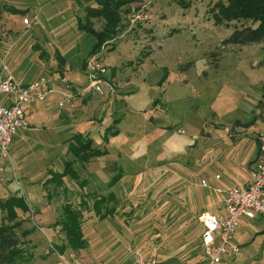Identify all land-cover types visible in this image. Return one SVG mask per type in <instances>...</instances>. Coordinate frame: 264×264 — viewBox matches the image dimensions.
Listing matches in <instances>:
<instances>
[{
	"label": "rangeland",
	"instance_id": "374dc122",
	"mask_svg": "<svg viewBox=\"0 0 264 264\" xmlns=\"http://www.w3.org/2000/svg\"><path fill=\"white\" fill-rule=\"evenodd\" d=\"M219 2L226 0L127 5L118 33L94 54L107 67L98 92L85 89L82 67L96 39L77 27L95 0H0V62L21 83L58 77L49 104L29 116L32 132H18L13 154L0 155V198L29 205L5 217L0 208V224L19 226L17 264H136L166 255L205 264L199 216L250 179L264 135V42L224 44L253 22H216ZM76 133L84 135L73 142ZM90 136L106 153L76 162L69 146L79 150ZM74 216L86 243L79 250L66 231ZM234 241L241 250L229 264H264L261 218L242 220Z\"/></svg>",
	"mask_w": 264,
	"mask_h": 264
},
{
	"label": "built area",
	"instance_id": "2783aa9c",
	"mask_svg": "<svg viewBox=\"0 0 264 264\" xmlns=\"http://www.w3.org/2000/svg\"><path fill=\"white\" fill-rule=\"evenodd\" d=\"M25 23H29L24 18ZM86 72L89 83L87 90L103 92L102 82L107 72L98 56L92 55L86 61ZM52 78L41 76L33 82H19L7 65L0 62V155L9 157V147L16 134L22 128L30 126L26 106L45 101L56 92ZM67 90L75 89L72 83L65 81ZM61 94L68 101L74 95L67 91ZM3 98V100H2ZM63 104V103H61ZM261 151L250 169V179L245 185H234L224 191L225 200L220 213H204L200 216L203 224L201 246L205 264H229L228 258L240 252L241 246L234 241V235L242 220L261 218L264 222V135H259ZM219 178V176H217ZM204 185L207 182L204 181ZM218 191H222L218 189ZM79 264H93L81 258ZM136 264H171L152 257L139 256Z\"/></svg>",
	"mask_w": 264,
	"mask_h": 264
},
{
	"label": "trees",
	"instance_id": "16d2710c",
	"mask_svg": "<svg viewBox=\"0 0 264 264\" xmlns=\"http://www.w3.org/2000/svg\"><path fill=\"white\" fill-rule=\"evenodd\" d=\"M137 1L139 0H95L94 6H83L84 16L77 18V27L79 30L86 32L96 39L89 53V57L99 52L101 46L118 33L122 21V10L130 3ZM216 7V22L221 23L223 20H250L253 22V25L243 24L240 27H236L231 35L224 40V44L246 45L264 42V0H226L225 3L219 2ZM7 11H12L13 13L22 12L11 6H7ZM1 13L0 10V20L2 19ZM96 19L103 20V25L99 29L94 24ZM58 56L61 58L59 65L62 61L63 65H65L64 58L60 55ZM86 61L87 59L82 63L84 69L86 67ZM62 71L61 73L64 74V70ZM261 105L264 106V101L261 102ZM83 135L82 133L74 134L72 141L74 142L77 137H82ZM257 140L259 141L258 156L261 151V143L259 137ZM87 141V143L82 142L83 148H79V150L76 148L77 146H69V151L73 154L76 162L86 163L87 160L100 157L106 153V151H100V148L93 146L94 140L91 136L88 137ZM71 168V161H68L65 173L60 176L64 177L68 175ZM119 179L120 177H114L112 184L116 183ZM28 207V202L22 196H11L8 199L0 198V208L4 217L6 213L15 215L17 209L26 211ZM18 229L19 226L17 223L11 224L3 221L0 224V264H17L22 250V242ZM66 231L71 246L74 249L79 250L86 246L83 225L82 222L78 221L77 217H73Z\"/></svg>",
	"mask_w": 264,
	"mask_h": 264
},
{
	"label": "crops",
	"instance_id": "0c3cea01",
	"mask_svg": "<svg viewBox=\"0 0 264 264\" xmlns=\"http://www.w3.org/2000/svg\"><path fill=\"white\" fill-rule=\"evenodd\" d=\"M25 24H29V23H25ZM29 83V81L27 82ZM27 83H24V84H27ZM54 94V93H52ZM52 94L45 100V101H42V102H36V103H32V104H28L26 106V113H27V117H28V120H29V116L30 117H33L35 115V112L38 111L40 109V107L42 106V104H49V99L50 97L52 96ZM41 106H40V105ZM30 123V122H29ZM31 126V124H30ZM29 127L27 128H22L20 129L18 132L20 133H24L26 131L28 132H32V129ZM18 136V134H16L13 142L11 143L10 147H9V156H11L13 153H12V146L13 144L15 143V140H16V137ZM255 161V160H254ZM253 162V161H252ZM254 164V163H253ZM249 178L243 183V185H245L247 182H248ZM224 200H225V195H223L222 197L219 198V200H214V203L212 206H208L209 210H204L202 211L201 215L204 214V213H220L222 212L223 210V205H224ZM200 215V216H201ZM199 216V217H200ZM200 219V218H199ZM159 261H164V262H168V263H171V264H181L177 258H175L173 255H166L164 258H161V259H158V258H155ZM137 260V259H136Z\"/></svg>",
	"mask_w": 264,
	"mask_h": 264
}]
</instances>
